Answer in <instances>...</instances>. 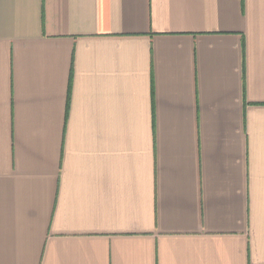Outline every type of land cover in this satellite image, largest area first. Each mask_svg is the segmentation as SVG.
I'll use <instances>...</instances> for the list:
<instances>
[{
    "label": "crops",
    "instance_id": "1",
    "mask_svg": "<svg viewBox=\"0 0 264 264\" xmlns=\"http://www.w3.org/2000/svg\"><path fill=\"white\" fill-rule=\"evenodd\" d=\"M0 264H264V0H0Z\"/></svg>",
    "mask_w": 264,
    "mask_h": 264
}]
</instances>
